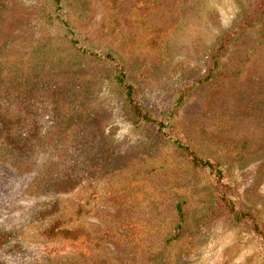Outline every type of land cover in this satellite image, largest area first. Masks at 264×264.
Returning <instances> with one entry per match:
<instances>
[{"label":"rangeland","instance_id":"374dc122","mask_svg":"<svg viewBox=\"0 0 264 264\" xmlns=\"http://www.w3.org/2000/svg\"><path fill=\"white\" fill-rule=\"evenodd\" d=\"M259 1L63 0L77 39L125 65L167 137L132 115L108 63L44 19L49 0H0L1 264H264L263 237L220 200L229 186L264 233ZM170 139L222 165L224 185Z\"/></svg>","mask_w":264,"mask_h":264},{"label":"trees","instance_id":"16d2710c","mask_svg":"<svg viewBox=\"0 0 264 264\" xmlns=\"http://www.w3.org/2000/svg\"><path fill=\"white\" fill-rule=\"evenodd\" d=\"M256 8L258 14L262 13L261 16L258 17V21L262 20L264 22V0H260L254 9ZM63 9V0H49V10L44 11V19L49 23L58 22L66 32V39L68 40V42L75 49L79 50L82 56L95 61L108 63L111 66V76L113 84L116 88L122 91L124 103L130 109L132 115L143 124L155 125L160 132L169 137V134L167 132L168 122L155 118L142 106V103L137 97V88L129 80L127 68L125 67V65L113 54L93 52L83 46L82 42L77 39L75 31L73 30L67 19L64 17ZM244 27L245 26L236 27L235 30H233L229 35L225 36L222 39L220 48L217 47L216 49H214V54L210 58L213 68H211L207 72V74L201 78V80H198L199 83L206 82L213 77V74L217 68L218 59L223 56V53L226 50L227 46L235 40V38L239 35V32L245 29ZM170 140L174 143V146L178 150H180L181 154L186 159H188L195 168L209 170L214 175L217 182L224 185L223 182L225 180V170L222 165L199 156L198 153L189 144L182 140ZM220 200L222 205L229 211L231 219L234 222H251L254 227V231L257 234L261 235L264 240V233L260 230L257 220L254 218V216L244 213L239 209L236 201L233 199L232 194H230L229 186L225 185V189L221 190ZM177 213L181 224L184 221V211L182 209V204L177 205ZM8 239V235L0 231V249L8 242Z\"/></svg>","mask_w":264,"mask_h":264}]
</instances>
